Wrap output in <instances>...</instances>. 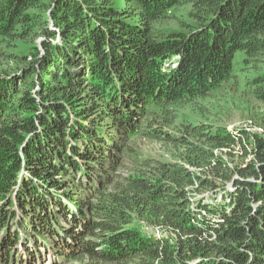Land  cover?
I'll list each match as a JSON object with an SVG mask.
<instances>
[{
    "label": "trees",
    "instance_id": "1",
    "mask_svg": "<svg viewBox=\"0 0 264 264\" xmlns=\"http://www.w3.org/2000/svg\"><path fill=\"white\" fill-rule=\"evenodd\" d=\"M237 53L257 127L179 122ZM2 60L0 264H264V0H0Z\"/></svg>",
    "mask_w": 264,
    "mask_h": 264
},
{
    "label": "rangeland",
    "instance_id": "2",
    "mask_svg": "<svg viewBox=\"0 0 264 264\" xmlns=\"http://www.w3.org/2000/svg\"><path fill=\"white\" fill-rule=\"evenodd\" d=\"M189 9L190 6L188 5H180L173 9L170 12L171 18L161 23L162 28L180 29L181 23L178 17L185 20L189 19ZM19 46L22 48L27 47L25 43H20ZM2 61L0 70L15 64L13 60ZM254 64L244 63L243 54L237 53L236 62L234 63V76L231 81L213 91L208 97H200L193 103L176 104L177 120L179 122L186 119L192 122L205 121L214 125L228 126L229 128H256L255 121L263 113V108L261 101L253 94L252 86L247 82L258 71ZM260 65L264 67V63H260ZM168 128L171 130L176 129H174V126ZM130 144L138 150L139 156L148 155L162 160L176 159L162 147V143L157 139L139 137ZM130 158L134 159L133 156ZM142 229L144 231L149 230L145 226Z\"/></svg>",
    "mask_w": 264,
    "mask_h": 264
}]
</instances>
